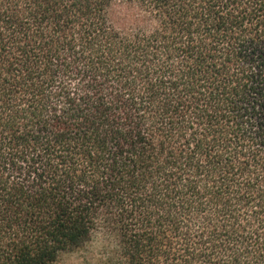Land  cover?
<instances>
[{
  "label": "trees",
  "instance_id": "1",
  "mask_svg": "<svg viewBox=\"0 0 264 264\" xmlns=\"http://www.w3.org/2000/svg\"><path fill=\"white\" fill-rule=\"evenodd\" d=\"M79 251L264 264V0H0V264Z\"/></svg>",
  "mask_w": 264,
  "mask_h": 264
},
{
  "label": "rangeland",
  "instance_id": "2",
  "mask_svg": "<svg viewBox=\"0 0 264 264\" xmlns=\"http://www.w3.org/2000/svg\"><path fill=\"white\" fill-rule=\"evenodd\" d=\"M94 250L93 248L91 251ZM90 252H76L64 255L59 264H95L92 259L93 254Z\"/></svg>",
  "mask_w": 264,
  "mask_h": 264
}]
</instances>
